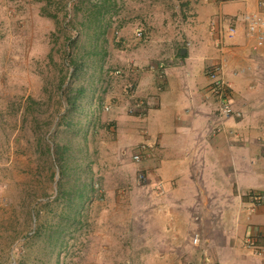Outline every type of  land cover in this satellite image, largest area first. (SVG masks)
Masks as SVG:
<instances>
[{
  "label": "rangeland",
  "instance_id": "obj_1",
  "mask_svg": "<svg viewBox=\"0 0 264 264\" xmlns=\"http://www.w3.org/2000/svg\"><path fill=\"white\" fill-rule=\"evenodd\" d=\"M204 1L0 0V264H199L165 242L130 159L151 141L121 140L115 115Z\"/></svg>",
  "mask_w": 264,
  "mask_h": 264
},
{
  "label": "crops",
  "instance_id": "obj_2",
  "mask_svg": "<svg viewBox=\"0 0 264 264\" xmlns=\"http://www.w3.org/2000/svg\"><path fill=\"white\" fill-rule=\"evenodd\" d=\"M240 2L245 10L255 7L253 1ZM197 6L196 24L181 32L185 44H171L165 57L158 56L165 62L162 69L138 75L136 94L145 98V112L115 115L117 133L121 140L131 142L142 134L151 141L149 153L135 165L147 172L151 207L162 218L169 247L188 248L197 233L201 242L193 247L199 264L207 258L220 264H264V202L252 203L255 195L264 197L259 142L264 49L251 54L241 32L228 38L218 31L235 15L232 3L205 0ZM220 64L230 102L239 112L222 125L207 74ZM248 239L260 255L246 247Z\"/></svg>",
  "mask_w": 264,
  "mask_h": 264
},
{
  "label": "built area",
  "instance_id": "obj_3",
  "mask_svg": "<svg viewBox=\"0 0 264 264\" xmlns=\"http://www.w3.org/2000/svg\"><path fill=\"white\" fill-rule=\"evenodd\" d=\"M255 1V7L254 9L246 10L242 15H240V25L243 29L244 36L248 41H252V48L254 50H259L264 48V0H254ZM236 23H232L229 25L226 29V31L222 32L220 30L222 36H227L228 38H232L237 35L238 33V26L235 25ZM136 35L138 37H141L142 32L140 30H137ZM164 67L163 63L158 64L157 66H153L151 69H162ZM224 65H216L209 69L208 76L211 79L212 82V90L214 91V94H216L218 98V108L216 112V118L218 119L219 125H222L223 122L233 116L234 111L231 107V104L229 102V98L227 96V82L224 79V72L223 69ZM122 71L116 70L110 72L111 76H121ZM132 97V88L131 92ZM107 109V107H106ZM131 112H135L139 115H143L145 111V101L142 99H135L132 107L129 109ZM145 141H148V139L144 138ZM260 147L264 153V132L262 134V137L260 138ZM151 149V145H148L144 142L137 143L132 148V151L130 152V159L134 163H140L145 155L149 153ZM127 151H125L126 153ZM139 182H144L146 180V177L143 173H139L138 176ZM263 197L260 195L254 196L253 201L256 204H261L263 202ZM201 242V237L198 234H195L192 237V245L198 246ZM247 247L252 248L254 253H261L260 249L257 247L255 242L252 239L247 240ZM203 264H220L217 261H213L212 259H205Z\"/></svg>",
  "mask_w": 264,
  "mask_h": 264
},
{
  "label": "clouds",
  "instance_id": "obj_4",
  "mask_svg": "<svg viewBox=\"0 0 264 264\" xmlns=\"http://www.w3.org/2000/svg\"><path fill=\"white\" fill-rule=\"evenodd\" d=\"M241 27V26H240ZM225 29H227V28H225ZM241 29V28H240ZM239 29V30H240ZM226 31V30H225ZM238 32H240V31H238ZM225 36V35H224ZM227 37V36H226ZM210 69V68H209ZM209 69L207 70V74H208V71H209ZM227 96H228V98H229V84L227 83ZM145 101V100H144ZM229 102H230V99H229ZM230 104H231V102H230ZM132 106H130L129 107V109L131 108ZM231 107H232V104H231ZM128 109V111L131 113V114H134V115H139V114H137V113H135V112H131L130 110ZM145 109H146V102H145ZM232 109H233V107H232ZM233 111H234V114H233V116H231L230 118H232V117H235V116H238L239 115V112L238 111H235L234 109H233ZM145 112V111H144ZM216 112H217V109H216ZM144 114V113H143ZM216 116V115H215ZM230 118H228V119H230ZM228 119H226V120H228ZM225 120V121H226ZM152 147V146H151ZM263 152V151H262ZM264 154V153H263ZM145 158V157H144ZM143 161V160H142ZM136 164H138V163H136ZM255 196H257V195H255ZM260 196H262V195H260ZM254 197V196H253ZM252 197V198H253ZM263 197V196H262ZM263 199H264V197H263ZM263 202H264V200H263ZM262 202V203H263ZM252 203L255 205L256 203L254 202V201H252ZM261 203V204H262ZM199 235V234H198ZM194 236V235H193ZM191 244H192V239H191ZM192 246H194V245H192ZM199 246V245H198ZM194 247H197V246H194ZM246 247H247V241H246ZM249 249H251L252 250V248H249ZM253 253H254V251H253ZM254 254H256V255H260L261 253H259V254H257V253H254ZM209 259H211V258H209ZM213 260V259H212ZM204 261H205V259H203V261L200 263V264H203L204 263ZM214 261V260H213ZM217 262H219V261H217ZM220 263V262H219Z\"/></svg>",
  "mask_w": 264,
  "mask_h": 264
},
{
  "label": "water",
  "instance_id": "obj_5",
  "mask_svg": "<svg viewBox=\"0 0 264 264\" xmlns=\"http://www.w3.org/2000/svg\"><path fill=\"white\" fill-rule=\"evenodd\" d=\"M183 50V49H182ZM183 52V51H182Z\"/></svg>",
  "mask_w": 264,
  "mask_h": 264
}]
</instances>
